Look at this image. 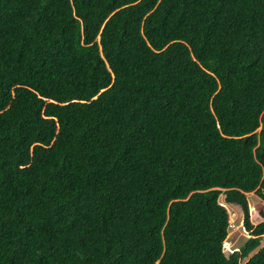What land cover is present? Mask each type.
Instances as JSON below:
<instances>
[{
  "label": "trees",
  "instance_id": "trees-1",
  "mask_svg": "<svg viewBox=\"0 0 264 264\" xmlns=\"http://www.w3.org/2000/svg\"><path fill=\"white\" fill-rule=\"evenodd\" d=\"M263 234L264 0H0V264H264Z\"/></svg>",
  "mask_w": 264,
  "mask_h": 264
},
{
  "label": "rangeland",
  "instance_id": "rangeland-1",
  "mask_svg": "<svg viewBox=\"0 0 264 264\" xmlns=\"http://www.w3.org/2000/svg\"><path fill=\"white\" fill-rule=\"evenodd\" d=\"M252 201L250 209L253 207L255 198L250 195ZM219 201L223 203L227 212L228 220L234 223V227H230L226 237L223 241V250L225 253H228L231 249H236L241 242L244 241L245 237L248 236L247 232L242 228V209L238 204L232 202H225L222 195L219 197ZM264 243V234L261 237L260 245ZM252 253V252H251Z\"/></svg>",
  "mask_w": 264,
  "mask_h": 264
},
{
  "label": "built area",
  "instance_id": "built-area-1",
  "mask_svg": "<svg viewBox=\"0 0 264 264\" xmlns=\"http://www.w3.org/2000/svg\"><path fill=\"white\" fill-rule=\"evenodd\" d=\"M234 226H235L234 223L230 221V227L232 228Z\"/></svg>",
  "mask_w": 264,
  "mask_h": 264
},
{
  "label": "clouds",
  "instance_id": "clouds-1",
  "mask_svg": "<svg viewBox=\"0 0 264 264\" xmlns=\"http://www.w3.org/2000/svg\"><path fill=\"white\" fill-rule=\"evenodd\" d=\"M229 223H230V221H229ZM230 252V251H229Z\"/></svg>",
  "mask_w": 264,
  "mask_h": 264
}]
</instances>
